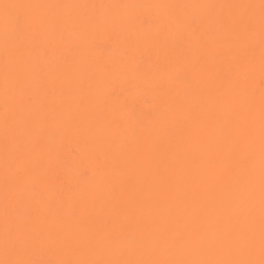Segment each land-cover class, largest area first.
Listing matches in <instances>:
<instances>
[{
	"label": "bare ground",
	"instance_id": "bare-ground-1",
	"mask_svg": "<svg viewBox=\"0 0 264 264\" xmlns=\"http://www.w3.org/2000/svg\"><path fill=\"white\" fill-rule=\"evenodd\" d=\"M0 264H264V0H0Z\"/></svg>",
	"mask_w": 264,
	"mask_h": 264
}]
</instances>
